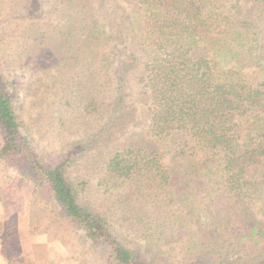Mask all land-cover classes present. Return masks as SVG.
<instances>
[{
  "label": "rangeland",
  "instance_id": "rangeland-1",
  "mask_svg": "<svg viewBox=\"0 0 264 264\" xmlns=\"http://www.w3.org/2000/svg\"><path fill=\"white\" fill-rule=\"evenodd\" d=\"M233 1L241 6L233 21L247 13L256 25L248 29L257 35L243 45L228 40L218 56L224 68L254 71L264 61V12L259 0ZM134 5L133 0H0V73L21 133L46 165L69 155L65 170L79 202L102 214L143 264H239L264 255L239 241L241 232L232 230L238 221L231 219L229 226L209 212L216 200L195 181L172 187L174 199L164 202V182L156 187L162 178L150 176L155 165L164 176L170 153L164 137L148 129L150 105L139 90L146 22ZM131 52L138 56L134 62ZM116 94L120 100L114 105ZM91 97L97 108L85 107ZM127 150L143 160L129 177H109L108 161L116 154L125 157ZM0 264L114 261L107 246L86 238L40 184L0 159Z\"/></svg>",
  "mask_w": 264,
  "mask_h": 264
},
{
  "label": "trees",
  "instance_id": "trees-1",
  "mask_svg": "<svg viewBox=\"0 0 264 264\" xmlns=\"http://www.w3.org/2000/svg\"><path fill=\"white\" fill-rule=\"evenodd\" d=\"M133 2L146 22L139 44L145 59L139 90L150 105L148 129L154 136L164 137L170 153L164 176L157 165L150 176L154 181L163 179L156 187L164 182V202L174 199L172 187L195 181L210 200H216L209 212L222 216L227 224L231 219L238 221L239 226L232 230L241 232L239 241L264 251V61L247 72L237 66L224 68L218 56V49L228 40L241 45L252 40L257 33L248 28L255 23L248 20L247 13L233 21L241 10L233 0ZM258 4L264 12V0ZM86 39L88 34L83 41ZM93 51V47L88 50L90 57ZM129 56L133 62L138 59L132 52ZM119 96H114V105ZM97 106L93 97L85 104L86 108ZM0 129V159L40 184L86 238L107 246L114 264H143L112 233L102 214L79 202L65 170L69 155L54 165L42 163L35 155L21 133L1 73ZM125 153V157L116 154L110 158L109 177H129L132 167L144 157L138 153L133 157L130 150ZM142 164L143 168L147 165ZM250 259L239 264H264V255Z\"/></svg>",
  "mask_w": 264,
  "mask_h": 264
}]
</instances>
